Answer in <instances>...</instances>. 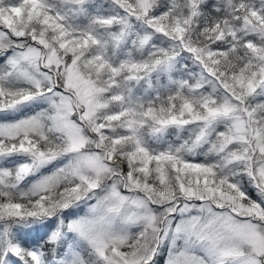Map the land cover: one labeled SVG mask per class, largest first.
I'll return each mask as SVG.
<instances>
[{
  "label": "snow or ice",
  "instance_id": "obj_1",
  "mask_svg": "<svg viewBox=\"0 0 264 264\" xmlns=\"http://www.w3.org/2000/svg\"><path fill=\"white\" fill-rule=\"evenodd\" d=\"M0 264H264V0H0Z\"/></svg>",
  "mask_w": 264,
  "mask_h": 264
}]
</instances>
